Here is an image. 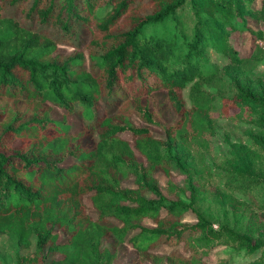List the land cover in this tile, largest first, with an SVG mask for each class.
<instances>
[{
	"label": "trees",
	"instance_id": "16d2710c",
	"mask_svg": "<svg viewBox=\"0 0 264 264\" xmlns=\"http://www.w3.org/2000/svg\"><path fill=\"white\" fill-rule=\"evenodd\" d=\"M242 30L264 43V0H0V235L18 251L0 264H113L135 230L133 264H205L220 246L264 264V235L237 228L246 212L264 214V81L253 71L264 45L241 57L228 39ZM218 107L256 129L214 163L228 194L205 161ZM163 244L168 255L149 254Z\"/></svg>",
	"mask_w": 264,
	"mask_h": 264
},
{
	"label": "rangeland",
	"instance_id": "374dc122",
	"mask_svg": "<svg viewBox=\"0 0 264 264\" xmlns=\"http://www.w3.org/2000/svg\"><path fill=\"white\" fill-rule=\"evenodd\" d=\"M260 3L257 1L254 3L253 7L254 8H259ZM248 27L252 29L253 31H257L261 29V25L257 24L252 18L248 19ZM240 30V26L237 28ZM234 34V33H233ZM253 36L250 33L249 30H242L236 32L234 35L230 37L229 42L234 45V48L237 50L238 54L241 57L248 56L252 50L254 49L255 45H260L263 46L264 43L262 42H255L253 43ZM59 49V53L63 55H70L72 53V48L70 47H65V46H57ZM210 60L212 62L217 63L220 67H223L224 65L229 64L228 58L225 56H222L218 53L214 52H209ZM254 71V76L255 78L261 77L263 78L264 81V62L260 63L257 67H255ZM226 79V77H225ZM227 81V80H226ZM187 90L183 91L181 98L186 102L187 107L189 106V101H187L186 98ZM99 115L103 113L105 110V106L103 104H100L99 106ZM239 110L234 109L230 110L229 114H238ZM64 112L60 111V109L55 108L52 112V117L56 120L61 121L63 118ZM214 117L217 120V129H216V134L212 138V147L213 151H211L210 155H207L206 157V164L210 168V172L212 174V179L211 182L213 183V186L215 189L218 187L220 190L226 192L227 194L229 193V190L226 189L224 180H223V173H221L219 170H216L214 163H216L219 159H221L223 156H227V151L229 150L228 143H236V144H247L249 145L251 143L250 139L247 136V131L251 128H253L255 131L256 129L254 127L248 126L246 124L238 123L235 121H231L227 119L226 117L222 116L220 113L219 107L215 110L214 112ZM69 125H70V131L71 133H77L80 124L82 123L81 119L79 116L73 117L68 119ZM134 124L136 126H144L142 124V121H140L137 117H134ZM238 123V124H237ZM149 129H151V132L153 135L157 138H163V132L162 130L150 126ZM124 139H130V135H124ZM227 140L229 142H227ZM138 155L137 153H135ZM71 161H67L65 165L67 166ZM156 181L158 184H160L161 187H163L166 181V177L163 174H156L155 175ZM182 177L176 176V174H173V181L178 184L179 186H182ZM124 188H132L133 185V179H128L124 183H122ZM230 199L231 196L229 195ZM233 198L235 199L236 202L240 204L239 208H244L246 204L248 203V198L246 197L245 199L241 197L240 194H234ZM84 202L86 204L87 208V214H89L92 218L96 219L98 214L95 213L91 206V201L86 197L84 198ZM251 210V209H249ZM255 216L250 217V213L246 212L245 217L241 219L239 222H237V228L242 230L243 232H247L252 235L253 238H256L260 235H264V214H258V213H253ZM228 222L231 224H234V221L229 217H227ZM184 221L188 224L193 223L196 221L195 216L193 213H188L187 215L184 216ZM115 222V220H114ZM115 224H118L115 222ZM145 225L147 227H154V225L151 222H145ZM214 227H217L215 224ZM138 231L135 230L129 234H127L125 238V243L118 248V253H117V258L113 262V264H133V262L136 260L137 257V252L132 248V246L129 244L128 239L135 236ZM260 234V235H259ZM61 238V237H60ZM59 238V239H60ZM110 240H107L106 242L102 243L103 248H112ZM178 248L181 250V244L178 246ZM33 249V248H31ZM30 249V250H31ZM29 250V251H30ZM27 250L22 251L21 253L29 252ZM172 251V248L169 247L166 244L160 245L152 250L149 251L150 255H156V256H166ZM0 252L4 256V258L9 262H13L15 259V254L18 252L16 249H14L13 244L10 243L7 237L4 235H0ZM254 259V257L247 256L245 257L244 255H236L234 251L226 248V246H220L219 249L217 250V253L212 255L211 257H208L205 259V264H218L219 262L222 263L223 261H226L227 264H244L247 261H250ZM140 264H147V263H140Z\"/></svg>",
	"mask_w": 264,
	"mask_h": 264
}]
</instances>
